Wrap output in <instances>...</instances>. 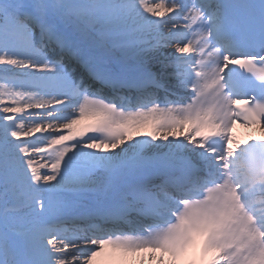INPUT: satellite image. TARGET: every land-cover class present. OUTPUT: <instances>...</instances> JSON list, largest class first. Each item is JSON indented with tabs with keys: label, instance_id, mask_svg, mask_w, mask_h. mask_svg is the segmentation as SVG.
Returning <instances> with one entry per match:
<instances>
[{
	"label": "snow or ice",
	"instance_id": "6c2138e0",
	"mask_svg": "<svg viewBox=\"0 0 264 264\" xmlns=\"http://www.w3.org/2000/svg\"><path fill=\"white\" fill-rule=\"evenodd\" d=\"M238 122L264 0H0V264H264Z\"/></svg>",
	"mask_w": 264,
	"mask_h": 264
},
{
	"label": "bare ground",
	"instance_id": "6f19581e",
	"mask_svg": "<svg viewBox=\"0 0 264 264\" xmlns=\"http://www.w3.org/2000/svg\"><path fill=\"white\" fill-rule=\"evenodd\" d=\"M166 51L170 52L171 51V47H169ZM262 135H264V134H262L260 131H258V132L256 131L255 134H254V136L257 137V138H260Z\"/></svg>",
	"mask_w": 264,
	"mask_h": 264
},
{
	"label": "rangeland",
	"instance_id": "374dc122",
	"mask_svg": "<svg viewBox=\"0 0 264 264\" xmlns=\"http://www.w3.org/2000/svg\"><path fill=\"white\" fill-rule=\"evenodd\" d=\"M37 135H39V134H37Z\"/></svg>",
	"mask_w": 264,
	"mask_h": 264
}]
</instances>
